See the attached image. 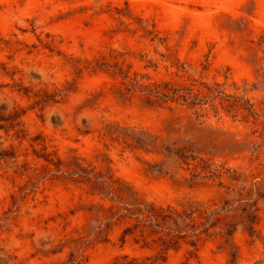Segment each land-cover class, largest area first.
<instances>
[{
    "label": "rangeland",
    "instance_id": "obj_1",
    "mask_svg": "<svg viewBox=\"0 0 264 264\" xmlns=\"http://www.w3.org/2000/svg\"><path fill=\"white\" fill-rule=\"evenodd\" d=\"M263 260L264 0H0V264Z\"/></svg>",
    "mask_w": 264,
    "mask_h": 264
},
{
    "label": "trees",
    "instance_id": "obj_2",
    "mask_svg": "<svg viewBox=\"0 0 264 264\" xmlns=\"http://www.w3.org/2000/svg\"><path fill=\"white\" fill-rule=\"evenodd\" d=\"M209 94L196 93L190 88H168L166 87L161 93L156 90L165 101H171L180 103L182 105H188L189 107H202L206 100L211 98L210 94H214V91L207 88ZM213 172L211 176H219L216 172ZM226 208H205L203 206H193L190 210L179 211L177 209L156 210L151 208L149 211H144L143 208L139 210L140 214H146L150 218V221L154 226L163 228L162 224H172L175 229H167L169 234L182 237L183 234H189L191 237H195L197 240L201 239L203 234H209L211 229L219 227V221L222 218V213ZM178 222H181L183 227L178 226ZM259 264H264V260Z\"/></svg>",
    "mask_w": 264,
    "mask_h": 264
}]
</instances>
